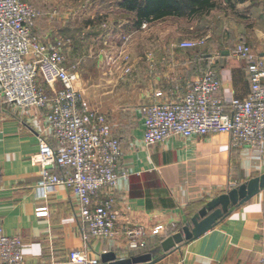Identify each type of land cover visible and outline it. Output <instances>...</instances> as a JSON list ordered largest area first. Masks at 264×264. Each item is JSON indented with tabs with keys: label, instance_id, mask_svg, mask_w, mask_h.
<instances>
[{
	"label": "crops",
	"instance_id": "1",
	"mask_svg": "<svg viewBox=\"0 0 264 264\" xmlns=\"http://www.w3.org/2000/svg\"><path fill=\"white\" fill-rule=\"evenodd\" d=\"M48 1H32L39 12L31 28L32 35L43 44L58 39L64 41V55L71 56L79 64L75 87L91 109L106 117L112 135L120 142L119 178L111 189H102L95 198L97 203L111 199L117 216L114 234L106 239L88 238L86 249L91 258L100 263L101 256L108 253L119 259L150 252L190 223L210 200L264 175V143L260 146L234 145L226 134H208L189 139L171 136L163 143L145 146L140 108L150 103L181 100L187 91L179 88L178 77L171 78L169 66L184 64L193 81L198 78L199 59L179 63L174 56L167 55L163 62L169 68L158 79L165 77L168 83H175L171 82L167 88L148 87L132 102L121 105L113 100L109 103L108 85L97 82L101 78L97 69L101 64L104 69L109 65L105 50L85 56L76 35L79 31L82 34L87 25H81L79 31L71 25L65 26L66 15L54 16ZM119 1L111 0L106 15L133 16L119 7ZM222 3L225 5V0ZM214 13L215 10L192 20L167 17L142 24L156 34V43L166 46L175 41L176 30L171 26L161 27L163 21L190 25L189 31L193 29V22L199 23L197 34L207 37L214 28L206 19ZM108 25L103 24L101 29L100 24L93 23L94 28L100 27V34L87 47L103 46L110 33L123 34V23L114 22L113 28ZM142 29V26L135 28ZM165 30L168 37L159 38ZM189 31L185 34H196ZM69 37L72 38L70 45L66 43ZM257 55L264 58V52ZM86 63L97 70L99 77L87 70ZM209 63L220 81L218 98L227 102L231 98L247 97L249 82L244 61L222 50L219 57L211 56ZM39 83L50 95L49 87L40 80ZM46 112V109L0 104V217L4 233L22 242L24 264H69L70 253L82 250L85 245L77 216L78 200L64 186H57L45 198L37 189L39 143L45 140L56 147L46 125ZM54 172L63 173L60 169ZM43 208L47 215L37 216V210ZM130 225L141 226L144 230L140 238L142 246L137 249L129 247L130 241L124 233ZM156 226H161L162 231L154 235L152 231ZM153 264H264V189L233 207L212 229L192 241L176 245Z\"/></svg>",
	"mask_w": 264,
	"mask_h": 264
},
{
	"label": "built area",
	"instance_id": "2",
	"mask_svg": "<svg viewBox=\"0 0 264 264\" xmlns=\"http://www.w3.org/2000/svg\"><path fill=\"white\" fill-rule=\"evenodd\" d=\"M36 17L26 0H0V104L47 110L45 121L56 147L45 140L39 143L38 192L43 198L57 186L73 192L85 245L70 253L69 264H99L86 246L89 237L106 239L114 234L117 216L111 199L97 203L95 198L119 178L120 142L112 135L106 117L91 109L75 87L78 65H66L64 41L43 44L32 35ZM195 46L192 41L179 44L181 49ZM232 55L245 62L247 97L227 102L218 98L220 81L208 68L192 81L181 100L140 108L145 146L163 143L171 136L189 139L208 134H226L234 145L264 143V58L241 42ZM39 80L49 87L50 95L41 89ZM55 169L63 173L57 175ZM36 215L46 216L47 211L38 209ZM161 231L162 227L156 226L152 233ZM124 233L131 249L142 246L141 226H126ZM0 264H24L22 242L4 233L1 217Z\"/></svg>",
	"mask_w": 264,
	"mask_h": 264
},
{
	"label": "rangeland",
	"instance_id": "3",
	"mask_svg": "<svg viewBox=\"0 0 264 264\" xmlns=\"http://www.w3.org/2000/svg\"><path fill=\"white\" fill-rule=\"evenodd\" d=\"M26 1L33 6L38 15V9L34 6L33 0ZM110 2L111 0L48 1L49 7L55 12L54 16H59L58 13L66 15L65 26L71 25L79 31L81 25H87L82 34L79 31L76 35L81 52L85 56L95 55L105 50V57H108L109 65L106 64L108 68L104 69V65L101 64L100 69H97L101 77L97 82L102 81L108 85L109 103L113 100L118 104L135 101L139 94L148 87L153 88L158 85L167 88L168 84L175 83V81L168 83V78H158L166 74L169 67L171 78L177 79L176 77H178L179 88H185L188 91L192 81L188 77V72L185 71L184 64L180 63L181 61L199 59L197 68L199 77L211 67L212 64L209 63L211 56L219 57L222 50H228L232 54L234 46L239 41L247 42L256 54L264 52V0H242L241 4H235L233 10L225 7L226 5L222 3L220 8L206 19L214 29L207 37H205L206 34H203L201 36L203 38L196 32L200 28L199 23L193 22L191 24L193 29L189 31L190 25L176 23L174 20H165L161 27L171 26L176 30L175 41L166 46L163 43H156L158 37L147 26L142 31L135 30L131 15H106L110 10ZM42 6L45 7V5ZM100 18H103L102 21H99ZM95 22L101 25V29L104 28L103 24H109V28H113L114 22L123 23V34L122 32L116 34V32L108 31L107 33L110 34L103 46L87 47L88 43L91 40H96L94 37L100 34V27L98 29L93 27ZM185 31L196 34L187 35ZM164 37H168L167 30L162 32V36L159 38ZM204 37L205 41H203ZM70 40L72 41L70 37L66 40L68 45L71 44ZM184 41L196 42V46L191 49H181L179 44ZM167 55L174 56L180 64L168 67V64L163 62ZM65 58L67 66L77 64L79 67L78 62H75L71 56L65 55ZM86 66L93 76L99 77L96 74L97 70L91 69L92 66L87 63ZM91 81L94 79L92 78Z\"/></svg>",
	"mask_w": 264,
	"mask_h": 264
},
{
	"label": "water",
	"instance_id": "4",
	"mask_svg": "<svg viewBox=\"0 0 264 264\" xmlns=\"http://www.w3.org/2000/svg\"><path fill=\"white\" fill-rule=\"evenodd\" d=\"M262 189H264V175L251 179L227 193L210 200L192 217L190 223L185 224L180 231L163 240L154 250L145 254L119 259L113 253L104 254L101 256L99 264L156 263L176 245L192 241L212 229L233 207L245 203Z\"/></svg>",
	"mask_w": 264,
	"mask_h": 264
},
{
	"label": "trees",
	"instance_id": "5",
	"mask_svg": "<svg viewBox=\"0 0 264 264\" xmlns=\"http://www.w3.org/2000/svg\"><path fill=\"white\" fill-rule=\"evenodd\" d=\"M225 7L234 9L242 0H225ZM119 7L133 13V26L138 28L142 23H150L167 17L187 18L188 20L209 15L217 11L222 0H120ZM247 44L245 41H239ZM238 42V43H239Z\"/></svg>",
	"mask_w": 264,
	"mask_h": 264
}]
</instances>
